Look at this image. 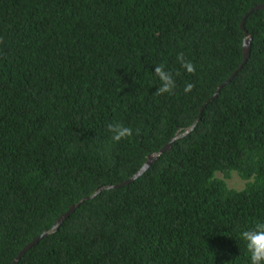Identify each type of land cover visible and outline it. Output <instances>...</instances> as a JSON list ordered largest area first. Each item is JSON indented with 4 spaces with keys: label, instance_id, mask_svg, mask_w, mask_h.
<instances>
[{
    "label": "trees",
    "instance_id": "1",
    "mask_svg": "<svg viewBox=\"0 0 264 264\" xmlns=\"http://www.w3.org/2000/svg\"><path fill=\"white\" fill-rule=\"evenodd\" d=\"M263 3L0 0V264L79 203L17 264H250L241 234L264 221ZM115 122L133 134L111 144ZM233 171L243 189L217 176Z\"/></svg>",
    "mask_w": 264,
    "mask_h": 264
},
{
    "label": "clouds",
    "instance_id": "2",
    "mask_svg": "<svg viewBox=\"0 0 264 264\" xmlns=\"http://www.w3.org/2000/svg\"><path fill=\"white\" fill-rule=\"evenodd\" d=\"M182 67L189 73L194 72L195 67L191 61H185L183 54L178 56ZM155 74L161 81V85L158 88L159 94L168 93L171 94L176 87V82L173 74L165 69L163 65L155 67ZM194 85L187 83L184 86V93L188 94L192 91ZM109 139L111 144L120 142L123 139L131 137L133 131L130 127L123 125L122 123L115 122L108 125ZM242 239L245 241V247L247 249L248 258L250 264H264V221H260L252 229L243 231Z\"/></svg>",
    "mask_w": 264,
    "mask_h": 264
},
{
    "label": "water",
    "instance_id": "3",
    "mask_svg": "<svg viewBox=\"0 0 264 264\" xmlns=\"http://www.w3.org/2000/svg\"><path fill=\"white\" fill-rule=\"evenodd\" d=\"M260 8H264V3L261 4V5H259V6H257L255 9H260ZM244 22L245 21L243 20L242 23H241V27H242V29L244 30V33H245V39H244V44H243V53H244V61H243V64H245L247 62L248 58L250 57V54H251V44H252V37L249 34V32L245 29ZM243 64H242V66H243ZM218 92H219V90H218ZM199 119H200V117H199ZM196 125H197V123H194L190 128L186 129L183 133L176 135L174 137V139L172 141H170L169 143H167L163 148H161V150H159L158 152H156L154 154L149 155L147 162L143 165V167L140 169V171H138L129 180L124 181V182H122L120 184L111 186V187H121V186L126 185L129 182L137 179L138 177H140L155 161H157L161 157L162 154H164L167 150H170L172 148L174 142L177 139H180V138L186 136L187 134H189L196 127ZM111 187H105V188H111ZM102 189L103 188H100L99 191L102 190ZM88 198H84L81 202H83L84 200H86ZM79 204H75V205L71 206L70 209L66 213H64L62 216H60L57 219V221L55 222V224L53 225V227L50 230L45 231L42 235L38 236L31 243H29L28 245H26V247L20 252L19 256L15 259V261L12 264H17L20 261L22 255H24L31 247H33L35 244H37L43 237H45V236H47V235H49V234L54 233L55 231H57L59 229V227L61 226L62 222L65 219H67L75 211V209L79 206Z\"/></svg>",
    "mask_w": 264,
    "mask_h": 264
},
{
    "label": "rangeland",
    "instance_id": "4",
    "mask_svg": "<svg viewBox=\"0 0 264 264\" xmlns=\"http://www.w3.org/2000/svg\"><path fill=\"white\" fill-rule=\"evenodd\" d=\"M217 176L225 179L226 184L230 188L243 189L246 184V180L243 179L236 171L231 172L229 175L218 172Z\"/></svg>",
    "mask_w": 264,
    "mask_h": 264
}]
</instances>
